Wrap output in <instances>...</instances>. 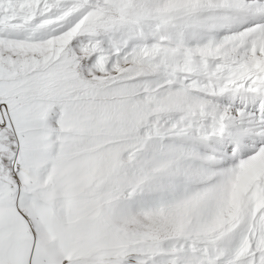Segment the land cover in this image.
<instances>
[{"label": "snow or ice", "instance_id": "1", "mask_svg": "<svg viewBox=\"0 0 264 264\" xmlns=\"http://www.w3.org/2000/svg\"><path fill=\"white\" fill-rule=\"evenodd\" d=\"M0 264H264V0H0Z\"/></svg>", "mask_w": 264, "mask_h": 264}]
</instances>
